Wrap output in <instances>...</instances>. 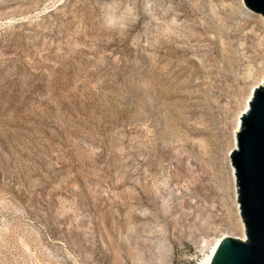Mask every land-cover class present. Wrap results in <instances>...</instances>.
Wrapping results in <instances>:
<instances>
[{"label":"rangeland","instance_id":"1","mask_svg":"<svg viewBox=\"0 0 264 264\" xmlns=\"http://www.w3.org/2000/svg\"><path fill=\"white\" fill-rule=\"evenodd\" d=\"M263 78L240 0H0V264H200L239 237L228 153Z\"/></svg>","mask_w":264,"mask_h":264},{"label":"water","instance_id":"2","mask_svg":"<svg viewBox=\"0 0 264 264\" xmlns=\"http://www.w3.org/2000/svg\"><path fill=\"white\" fill-rule=\"evenodd\" d=\"M264 18V0H242ZM244 241L224 237L208 264H264V84L257 87L240 116L236 147L229 153Z\"/></svg>","mask_w":264,"mask_h":264},{"label":"bare ground","instance_id":"3","mask_svg":"<svg viewBox=\"0 0 264 264\" xmlns=\"http://www.w3.org/2000/svg\"><path fill=\"white\" fill-rule=\"evenodd\" d=\"M241 1V4H242V0H240ZM243 5V4H242ZM262 84H264V78L256 85V86H254L253 88H251V90H250V92H249V94H248V97H247V99H246V101H245V104H244V108H243V110H242V112L240 113V115H242L243 113H245L247 110H248V105H249V101H250V99H251V97H252V93H253V91L257 88V87H260ZM239 124H240V120H238V122H237V125H236V133H237V131H238V127H239ZM236 143V142H235ZM234 143V146H233V150L235 149V144ZM229 154V153H228ZM234 173H233V169H232V175H233ZM233 178H234V175H233ZM237 214L239 215V208H238V205H237ZM240 218V217H239ZM237 229H238V231L240 232V236L239 237H236L237 239H239V240H242V241H244V239H245V232H244V227H243V224H242V222H241V219H239V224H238V226H237ZM223 238H219V239H217L216 240V242L213 244V246L210 248V251L205 255V257L201 260V262H200V264H208L209 263V261H210V259H211V257H212V255H213V253H214V251L216 250V248H217V246H218V244L220 243V241L222 240Z\"/></svg>","mask_w":264,"mask_h":264}]
</instances>
